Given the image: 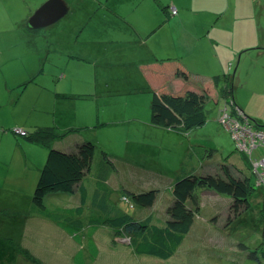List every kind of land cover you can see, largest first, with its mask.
<instances>
[{
	"label": "rangeland",
	"instance_id": "1",
	"mask_svg": "<svg viewBox=\"0 0 264 264\" xmlns=\"http://www.w3.org/2000/svg\"><path fill=\"white\" fill-rule=\"evenodd\" d=\"M45 1L47 0H0V32L4 30L7 39L6 42L0 38V53L13 55V59L8 57V65L5 64L6 69L12 73L8 83L12 79L35 80V84L27 87L19 85L15 93L17 112L12 109L10 113L12 105L8 104V93L1 88L3 77L0 76V103L3 104L0 107V123L13 120L14 114L25 119L31 107L34 109L32 113H35L28 118L31 124L40 128L54 125L52 129L59 134L51 144L53 148L69 150L77 142L91 141L95 145V153L91 170L85 176L89 192L81 213L76 210L80 203L77 193L73 197L49 194L45 198L44 209L36 210L29 204L30 210H26L22 216L10 218L0 214V249L3 251L0 250V264H77L75 256L79 251L82 253L83 264H152L151 260L134 255L127 245V238L117 236L112 239L111 230L100 221L104 217L102 214H106L102 210L104 200V207L108 208L107 212L111 215L123 210L135 216L141 213L143 217L151 212L152 216L162 219L171 202V186L177 172L193 169V172L200 174L221 173V163L232 162L231 164L239 168L236 175L246 174L252 179V167L246 153L236 148L230 133L217 120L221 102L216 103L213 99L206 98V122L199 127L180 131L155 126L150 122L149 107L153 92L143 82L138 81V85H134L139 90L133 85L121 84L105 87L103 91L95 94L85 93L89 89L77 85L73 78L74 68L77 69L79 63L83 64L75 57L79 50H73L69 46L65 47V51L63 47L59 49L53 42V36L51 39H44L41 34L43 27L34 28L38 34L35 48L41 49L44 46L46 52L52 53L44 63L42 53L37 50L29 51L27 40L21 44L16 35L19 30H27L28 26L26 22L24 27L17 22L27 20ZM66 1L75 4L77 10H82L86 4L97 16L110 14L105 7L110 0ZM221 1L224 2L223 7L227 1L236 2L245 11H253L254 5L264 4V0ZM194 5H205V0H198ZM219 8L220 4L215 0L206 10L217 11ZM257 10L259 7H256L254 17ZM80 19H85L84 14ZM63 22H66L65 19L60 20V23ZM11 26L15 30L12 41H9L8 31ZM80 50L84 51V48ZM38 58L42 60L38 61ZM259 59L258 63L262 61L261 57ZM45 68L52 69V74L56 72L55 76L47 79V75L43 74ZM60 73H64V77L60 78ZM45 79L47 83L44 85L42 82ZM216 90L217 99H222L220 87ZM91 94L93 95L89 99ZM106 98L109 99L108 102ZM65 118L72 124L64 125ZM68 127L72 128L66 129ZM16 128L24 131L19 136L24 137L26 130ZM31 142H26L25 148L21 150L25 157L15 171L21 177L25 171L22 165L28 159L34 173L29 174L25 180L33 184L35 178V186L48 147L35 143L32 145ZM211 149L212 156H209ZM104 153L115 168H110L111 176L107 181L102 180L104 184L107 183L102 186L95 180L98 176L107 175ZM123 187L134 192L151 188L159 191L153 207L150 210H141L139 207L129 208L128 203L122 200L121 195L125 193ZM261 190L263 191L262 185L253 186L251 208L227 225L228 206L231 201L229 196L213 189H200L202 204L189 235L176 253V258L165 264H264ZM14 207V204H0L2 210L12 208L16 211ZM92 208H98L99 212L90 214ZM59 215L62 216L58 217ZM89 225H99L92 236L97 246L94 259L91 255L89 259L90 252L85 238ZM70 229L75 236L69 232ZM77 236L79 240L75 239ZM241 242L246 246L245 249L240 247ZM254 250L259 255V261L250 253ZM219 254L226 257L221 258Z\"/></svg>",
	"mask_w": 264,
	"mask_h": 264
},
{
	"label": "crops",
	"instance_id": "2",
	"mask_svg": "<svg viewBox=\"0 0 264 264\" xmlns=\"http://www.w3.org/2000/svg\"><path fill=\"white\" fill-rule=\"evenodd\" d=\"M63 1L67 5V13L44 26L41 34L44 39H51L53 36V42L59 49L63 47L64 50L69 46L73 50H79L75 57L83 64L79 63V67L74 68L73 78L77 85L89 89L85 93H99L105 87L113 85L134 86L138 85V81L147 85L152 92L163 89L184 94L192 90L202 94L205 101L210 98L216 103L221 102V107L224 104L232 110L237 107L249 119L264 124V4L254 5L253 11H245L236 2L227 1L223 7L224 2L216 0L220 8L209 11L206 8L215 0H205V5H194L198 0H110L105 5L110 14L97 16L86 4L82 10H77L75 4ZM170 6L176 8V14H170ZM256 7L259 10L254 17ZM81 13L85 17L83 21H80ZM61 19L66 22L60 23ZM27 21L28 18L17 24L24 27L25 22L28 24ZM14 30L15 27L11 26L8 31L9 41H12ZM5 33L2 30L0 38L7 42ZM16 35L21 44L27 40L29 51L37 50L42 53L45 63L52 52H46L44 46L41 49L35 48L38 36L35 29L28 27L27 30H19ZM82 48L84 51L80 50ZM8 57L13 59L12 54L0 53V76L3 77L1 88L8 93L12 113V109L17 112L15 93L19 85L27 87L35 84V80L12 79L8 83V78L12 76L5 65H8ZM259 57L262 60L260 63L257 62ZM55 73L52 74V69L43 70L47 79L55 76ZM59 75L62 78L65 74ZM216 75L233 78L229 102H226L224 96L217 99V86L213 78ZM47 79L43 80L44 85ZM92 95L88 98L91 99ZM106 101L109 99L106 98ZM2 106L0 103V107ZM32 112L34 109L30 107L25 119L14 114L13 120L0 123V204L16 206V211L12 208L0 209V214L5 217L25 215L26 210H30L29 204L32 206L30 199L35 178L33 184L26 181L29 174L34 173L31 163L29 165L27 159L22 165L25 171L21 177L15 171L23 163L25 153L21 150L29 140L24 139L25 135L19 137L21 133L18 135L11 131L12 127H21L28 132L37 129L38 126L31 124L28 119L35 115ZM70 124L72 123L66 119L64 125ZM70 128L72 127L66 129ZM31 143L33 145L35 142ZM255 153L261 154L262 149H256ZM110 176L111 173L106 181ZM77 193L75 190L69 195H57L73 197ZM75 261L83 264L82 258L79 260L81 262L76 258Z\"/></svg>",
	"mask_w": 264,
	"mask_h": 264
},
{
	"label": "trees",
	"instance_id": "3",
	"mask_svg": "<svg viewBox=\"0 0 264 264\" xmlns=\"http://www.w3.org/2000/svg\"><path fill=\"white\" fill-rule=\"evenodd\" d=\"M214 83L220 87L221 94L228 97L231 93L233 78L228 75H216L213 77ZM205 98L195 91H186L184 94L169 92L165 90H154L150 99V122L155 126H163L170 129L188 131L199 127L206 122ZM15 133L14 128L11 129ZM17 134V133H16ZM19 135V134H18ZM26 138L29 141L45 145L48 149L42 168L39 170L38 178L32 191V205L34 209H44V201L49 194L79 193V205L76 207L78 213L83 212L88 197V187L84 182L86 174L91 170L92 160L95 153V145L91 141H81L74 144L69 150L53 148L52 142L59 137L52 127H38L32 132L26 131ZM263 152V150H262ZM212 156V149L208 153ZM104 162L107 175L98 176L96 183L104 184L102 180L110 175V168H115L114 164L104 153ZM248 163L251 158L248 157ZM232 163V162H231ZM222 162L221 173L200 174L189 169L186 172H177L175 180L171 186V202L166 208V215L160 219L152 216L151 212L146 216H138L121 211L111 215L108 208L105 209V200L102 205L104 217L100 219L102 225L106 224L111 230L112 239L114 237L127 238L128 244L134 255L147 258L155 263H169L176 256L178 249L182 246L194 219L200 210L202 198L199 190L213 189L217 193L225 194L231 199L228 206L227 225H230L236 218L242 216L251 208V197L253 193V176H238L235 172L239 169L236 165ZM253 174V172H251ZM107 184V183H105ZM104 184V185H105ZM103 186V185H102ZM125 193L121 195L122 200L128 203L129 208L142 210L153 207L158 189L151 188L142 192H134L125 187ZM97 190V189H95ZM262 191V190H261ZM261 204L263 205L262 221L264 220V189L261 192ZM260 204V205H261ZM98 208H92L90 214H97ZM62 215H59V217ZM90 217V216H88ZM99 225H89L85 231V238L90 255L94 259L97 246L93 239V233ZM264 230V226H263ZM75 236V233L69 230ZM264 239V231L262 232ZM75 239L79 240L77 236ZM117 240V239H116ZM262 240V239H260ZM240 247L246 246L241 242ZM252 257L259 261L257 251H251ZM81 251L76 255L78 262H81ZM221 258L226 257L219 254ZM251 257V255H250ZM36 263V262H35ZM82 264V263H81Z\"/></svg>",
	"mask_w": 264,
	"mask_h": 264
},
{
	"label": "built area",
	"instance_id": "4",
	"mask_svg": "<svg viewBox=\"0 0 264 264\" xmlns=\"http://www.w3.org/2000/svg\"><path fill=\"white\" fill-rule=\"evenodd\" d=\"M171 14H176V8H170ZM229 102V101H226ZM232 105L233 103L230 102ZM218 122L233 138L236 148L243 150L251 158L252 176L254 185L260 184L264 189V124H257L249 119L242 110L237 107L233 110L224 104L218 116ZM15 133L24 134L20 128H14ZM261 148L263 152L255 153Z\"/></svg>",
	"mask_w": 264,
	"mask_h": 264
},
{
	"label": "water",
	"instance_id": "5",
	"mask_svg": "<svg viewBox=\"0 0 264 264\" xmlns=\"http://www.w3.org/2000/svg\"><path fill=\"white\" fill-rule=\"evenodd\" d=\"M67 13V5L63 0H47L42 3L28 18L27 25L30 28L47 26Z\"/></svg>",
	"mask_w": 264,
	"mask_h": 264
},
{
	"label": "clouds",
	"instance_id": "6",
	"mask_svg": "<svg viewBox=\"0 0 264 264\" xmlns=\"http://www.w3.org/2000/svg\"><path fill=\"white\" fill-rule=\"evenodd\" d=\"M228 99H229V98L226 97V101H229ZM252 121L255 122V123H257L258 125L261 124V123H258V122H256V121H254V120H252Z\"/></svg>",
	"mask_w": 264,
	"mask_h": 264
}]
</instances>
